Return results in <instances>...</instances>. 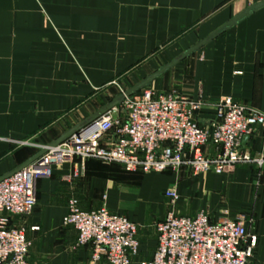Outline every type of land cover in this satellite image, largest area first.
<instances>
[{"label": "crops", "instance_id": "0c3cea01", "mask_svg": "<svg viewBox=\"0 0 264 264\" xmlns=\"http://www.w3.org/2000/svg\"><path fill=\"white\" fill-rule=\"evenodd\" d=\"M250 6L248 0H0V178L89 123L119 96L114 85L128 91L196 46L146 88L156 90L166 72L192 57V97L206 102L200 125L213 120L222 97L264 112V7L221 31ZM243 149L264 156L263 128L244 139ZM137 173L92 160L54 166L37 181L33 213L14 221L27 229L30 263L91 264V248L76 247L77 233L64 226L69 201L77 199L84 211L119 213L108 207L117 203L139 221L140 252L132 264L151 259L155 224L168 213L191 218L200 212L212 222L243 215L256 238L249 264H264L263 169L165 174L155 196ZM172 185L181 197L178 213L173 204L154 226L142 223L162 214L161 199L171 203L165 193Z\"/></svg>", "mask_w": 264, "mask_h": 264}, {"label": "built area", "instance_id": "2783aa9c", "mask_svg": "<svg viewBox=\"0 0 264 264\" xmlns=\"http://www.w3.org/2000/svg\"><path fill=\"white\" fill-rule=\"evenodd\" d=\"M250 5L264 0H248ZM91 120L27 167L0 181V264H31L27 229L16 219L29 217L37 206V181L50 177L54 166L79 161L119 165L127 173L166 171L192 175L224 173L238 166L264 170V156L251 157L243 141L263 128L264 112L221 98L209 125L198 117L206 102L144 88ZM24 144H29L25 142ZM165 197L175 204L179 195L169 188ZM64 226L77 233L76 247L91 248V264H132L140 249L137 225L102 208L81 209L68 204ZM157 245L150 260L140 264H249L256 238L243 216L212 222L205 212L195 217L168 213L155 225Z\"/></svg>", "mask_w": 264, "mask_h": 264}, {"label": "rangeland", "instance_id": "374dc122", "mask_svg": "<svg viewBox=\"0 0 264 264\" xmlns=\"http://www.w3.org/2000/svg\"><path fill=\"white\" fill-rule=\"evenodd\" d=\"M177 56H178V53L170 55L169 56V60H167V61L169 62V61H171L172 59H174ZM167 61L159 62V66L162 67L163 65H165L167 63ZM191 63H192V57L187 59L182 64H180V65L172 68L168 72H166L165 75H163V77H161L158 80L157 84H156L158 86V87H156L157 91L153 90L151 88H148V89H151L152 91H156V92H164V93H167V94L184 95V96L192 98L193 95H192L191 87H189V80H190V75H191ZM128 87H129L128 85H116V86L114 85L113 89L117 92V94L119 96H121L122 93L127 91ZM106 91L107 90H105V92ZM222 98H224V97H222ZM107 100H109L108 97H106V101ZM25 145L27 146V145H31V144H25ZM103 165H105V164H103ZM105 166H110V165H105ZM183 172L187 173V176H189V177L196 176V175H192L191 172H189V171L182 170V171H179V172L166 171L164 173L138 172L136 175H134V177H136V178L137 177L138 178L142 177V179L144 180V185L146 186V184L148 183V186L150 188V192L152 193L151 195L155 196L156 193L162 187V183L163 182H162V179L160 178L161 175L171 174V175H173L174 178H176L177 175H179V177H180V175ZM209 173L216 174V173H213V172H209ZM209 173H205V174H209ZM199 175H202V174H199ZM175 182H176V180H175ZM175 182L173 184H175ZM138 183H139L138 179H137L136 182L134 180V184H138ZM170 188H175L176 189L175 185L170 186ZM92 201L93 200H90V199L87 200L88 203H91ZM180 201H181V197L179 198V203L177 202V203H175L176 205L174 204L176 213H178L179 205H182V203ZM160 204L162 205V209H163V212H162L161 215H159V214L152 215L151 218H147V219H144L142 217V220H144V221L140 220V222L142 221V223H144V224H149L150 226H152V225L154 226L155 222H158L161 218H163L165 216V214H167V212L169 211V208H171L173 206V204L169 203V201H165V200H162V199H161V203ZM108 207L111 208L112 210H116V211L119 212V213L113 212L110 209L105 208V209H107L109 212H111L113 214H116V213L120 214L121 213L123 215H121V214L120 215L123 216V217H125V215L126 216L129 215V214H127L126 210L123 209V207H118L117 203H115L114 206L113 205H109ZM147 207L149 208V206H147ZM148 210L149 209H147V213H148ZM126 218H128L129 220L134 222L137 225V227L139 228V221L138 220H135V218L133 219L130 216H128ZM139 252H140V249L138 251V254H139Z\"/></svg>", "mask_w": 264, "mask_h": 264}, {"label": "water", "instance_id": "95a60500", "mask_svg": "<svg viewBox=\"0 0 264 264\" xmlns=\"http://www.w3.org/2000/svg\"><path fill=\"white\" fill-rule=\"evenodd\" d=\"M264 7V2L261 3H257L254 4L252 6H250L245 12H243L242 14H240L239 16L235 17L230 23H228L224 28L221 29V31L226 30L231 28L232 26H234L238 21H240L241 19H243L244 17H246L248 14H250L253 11H256L260 8ZM215 37V35H212L213 38ZM199 48V46L194 47L193 49L189 50L188 52H186L184 55H182V57L180 59L174 60L173 62H171L167 67L161 69L160 71H158L157 73H155L154 75H152L151 77H149L147 80H145L144 82H142L140 85L128 90L125 92L126 96H130L138 91H140L141 89L146 88L156 77H158L161 73H163L165 70H167L168 68H171L172 66H174L179 60L189 56L190 54H192L195 50H197ZM123 99V95L118 96L116 99H114L109 105L105 106L104 109H102L98 114H96L92 120L97 119L100 115L105 114L107 111L111 110L113 107L117 106L118 104L121 103ZM77 131V130H76ZM73 132H69L66 135H64L61 139H59L58 141H56L55 143H52L50 146L54 147L57 146L59 144H61L65 139H67L68 137H70ZM44 154V151H39L32 159H30L29 161H27L26 163H24L23 165H21L18 169L14 170L12 173H10L9 175L0 178V181L12 176L13 174L19 172L20 170H22L23 168L27 167L29 164H31L34 160H36L37 158H39L41 155Z\"/></svg>", "mask_w": 264, "mask_h": 264}]
</instances>
